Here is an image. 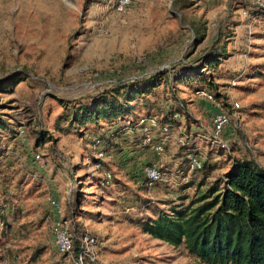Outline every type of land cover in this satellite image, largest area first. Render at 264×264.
<instances>
[{"label":"rangeland","instance_id":"rangeland-1","mask_svg":"<svg viewBox=\"0 0 264 264\" xmlns=\"http://www.w3.org/2000/svg\"><path fill=\"white\" fill-rule=\"evenodd\" d=\"M255 3L131 0L120 10L118 0H0V115L21 131L17 146L7 143L8 156L0 165V264H71L54 245L51 189L68 219L98 238V254L106 263L203 264L184 247L145 233L141 222L204 192L235 158H252L264 167V19L244 8ZM199 22L206 38L193 47L191 25ZM219 32L225 56L215 72L216 100L225 105L231 124L223 141L214 143L210 102L180 86L177 95L187 101L190 117L179 115L170 134L158 138L164 150L157 154L150 147L154 154H147L151 161L156 155L176 184L145 186L151 161L138 163L122 149L125 135L135 138L139 129L127 127L124 136H114L98 158L95 135L69 128L67 110L118 92L109 90L119 87V80L163 70L172 75L180 61L209 47ZM165 88L126 104L134 106L129 117L148 114L147 99L166 103ZM171 104L161 106L169 111ZM102 123L98 132L109 137L115 127ZM40 126L56 150L49 142L35 145ZM185 133L193 135L189 145L211 167L189 170L190 148L180 140Z\"/></svg>","mask_w":264,"mask_h":264},{"label":"trees","instance_id":"trees-1","mask_svg":"<svg viewBox=\"0 0 264 264\" xmlns=\"http://www.w3.org/2000/svg\"><path fill=\"white\" fill-rule=\"evenodd\" d=\"M254 7L264 9L258 3H255ZM191 26L195 34L194 47L204 42L206 26L202 22ZM222 34L219 32L209 47L195 52L191 60L180 61L181 66L177 67L172 75L163 70L134 77L128 80L129 82L122 79L118 82L119 87L109 90L118 92L87 98L78 108L67 110L65 119L71 122L69 128L79 133L86 130L85 133L95 135L93 143L100 139L104 150L110 148L114 136H124L127 127L131 130L136 128L142 116L155 117L162 125L167 124L173 128L180 122L176 114L185 118L190 117L187 101L177 95L181 90L180 86L194 88L195 93L204 88L216 99L219 98V83L215 81V72L220 68L225 56V48L219 43ZM142 82L143 84H140ZM161 86L166 87L165 92H169L165 98L166 103H156L159 98L156 101L147 99L148 114L129 117L134 106L129 107L126 104L140 96L144 98L148 97V94L156 96V91H159ZM120 90L125 91L120 93ZM101 97L102 99H99ZM120 97L127 99L126 103H121ZM167 103H172L169 111L163 108ZM102 122L115 127L109 137L105 132L101 134L98 132ZM20 132L0 115V165L8 156L7 143L11 140L9 144L17 146V134ZM35 132L36 146L49 142L51 148L56 150L54 140L50 139L52 137L44 127L40 126ZM138 132L143 142L144 137L140 131ZM186 147L193 150L191 146ZM97 161L102 164V168L107 164L102 159ZM211 165L207 159L203 163V168L195 171H202ZM141 226L145 233L157 239L175 247H184L203 264H264V167L252 158H235L222 178L216 180L204 192L191 197L187 203H174L169 211H159L155 217L142 220ZM72 233L74 249L78 251L82 230L77 223ZM62 256L66 258L65 255Z\"/></svg>","mask_w":264,"mask_h":264},{"label":"built area","instance_id":"built-area-1","mask_svg":"<svg viewBox=\"0 0 264 264\" xmlns=\"http://www.w3.org/2000/svg\"><path fill=\"white\" fill-rule=\"evenodd\" d=\"M120 10L124 9L130 4L131 0H118ZM262 8H264V0H255ZM199 96H203L210 102L212 106V130L211 135L214 143H221L223 136L227 135V130L230 127L231 119L230 116L222 103L217 102L216 98L208 90L202 88L196 91ZM180 114H176L178 118ZM137 129L143 135V143L157 154H160L164 150V144L158 141L160 135H168L171 130L170 125H162L155 117L142 116L137 123ZM190 137L195 140L193 135L185 133L181 137V143L183 146H189ZM187 140V141H185ZM95 147L97 149V157L101 158L104 156V147L100 139L95 140ZM196 150L189 149L186 154L185 160L188 163L189 170H201L203 168L202 158L196 155ZM41 156L38 155L37 159ZM100 164V163H99ZM108 177L111 175L108 173ZM179 183L186 182V176L184 172H179ZM176 184L175 179L169 176L164 169V165L161 164L159 159H154L146 168L144 183L148 188H154L158 184L170 185L172 182ZM52 191V189H51ZM48 202L52 210V221H51V233L54 240L56 250L61 254L65 255L67 260L71 264H111L106 263L100 259L98 254L99 241L98 238L90 233L88 230H82L80 238V249L75 251L74 239L72 230L74 229L73 221L68 219L66 216L65 208L62 205L60 199L50 192L48 195ZM79 225V223H77Z\"/></svg>","mask_w":264,"mask_h":264},{"label":"crops","instance_id":"crops-1","mask_svg":"<svg viewBox=\"0 0 264 264\" xmlns=\"http://www.w3.org/2000/svg\"><path fill=\"white\" fill-rule=\"evenodd\" d=\"M244 8L247 9V11L249 13H252V16H254V18H257V19H264V9H258V8H255L254 5L253 6H250L249 4H246L244 6ZM138 135H136L135 138H133L131 135H125L128 139L126 143V145L122 148L123 150L126 151H130V155L131 158H137L138 160V163L139 161L142 163V162H147L149 163L151 160L148 159L147 157V154L148 153H153V151H151V149L148 147V146H145L142 142V138H141V135L139 133H137ZM124 153V151L122 152V154ZM141 154V155H140ZM154 154V153H153ZM154 159H157L156 155L154 156L153 160ZM132 163V162H131ZM54 194L57 196V193L55 192L54 189H52Z\"/></svg>","mask_w":264,"mask_h":264}]
</instances>
